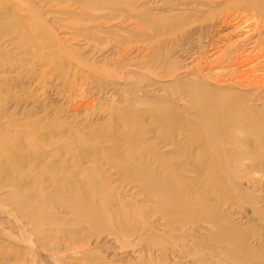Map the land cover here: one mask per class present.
I'll return each instance as SVG.
<instances>
[{"label":"rangeland","instance_id":"obj_1","mask_svg":"<svg viewBox=\"0 0 264 264\" xmlns=\"http://www.w3.org/2000/svg\"><path fill=\"white\" fill-rule=\"evenodd\" d=\"M27 1L32 18L22 17L26 32L20 36L21 45L8 37L12 28L0 27V134L10 131L22 143L16 150L6 149L8 160H23L20 148L25 147L27 135L39 138L45 132L60 145L47 148L54 149L51 154L68 144L64 133L72 135L69 141L78 153L77 135L98 143L106 131L116 128L121 132L145 127L149 133L142 139L154 143L157 137L167 136L152 119L156 106L197 114L193 107L202 101L188 98L189 85L218 91L225 103L255 104L263 127L257 140L264 147V0H259L260 12L254 0ZM223 106L218 102L213 110L222 112ZM178 162L174 159L175 167ZM28 169L16 175L27 180L43 177L49 199H64L48 188L50 172ZM229 169L231 177L227 172L222 176L223 186L210 190L198 186L191 197L200 204L210 201L236 225L251 255L239 260L240 239L237 244H221L206 238L208 246L227 252L213 257L203 251L204 256L211 264H261L264 151L240 157ZM98 171L108 182L111 175L116 177L105 165ZM181 173L183 182L194 177ZM115 185L109 195L124 196L127 189L125 199L132 215L144 211L151 218L155 212L157 221H150L164 234L135 235L127 242L116 239L106 229L91 230L75 211L48 204L37 193L33 198L43 205L44 218L35 223L21 204L3 197L0 264H201L202 258L194 256L190 246L189 255L181 254L189 240L179 228L183 213L171 215L164 225L160 217L168 211L146 203L136 184L123 189ZM186 209L196 216L188 219L186 229L192 233L195 229L194 236L201 237L197 230L206 224L197 217V207ZM213 232L222 233L218 226Z\"/></svg>","mask_w":264,"mask_h":264},{"label":"bare ground","instance_id":"obj_2","mask_svg":"<svg viewBox=\"0 0 264 264\" xmlns=\"http://www.w3.org/2000/svg\"><path fill=\"white\" fill-rule=\"evenodd\" d=\"M26 1H0V27L12 28V32L7 36L11 38V42L17 39L20 45L23 39L20 36L26 32L22 17L32 18V10L26 5ZM254 1L255 10L259 12L263 10V3L259 0ZM185 92L191 101L194 99L202 101L199 106L193 107L197 114L192 115L174 106H156L151 112L152 119L167 136L157 137L154 143L142 139L149 133L145 127H140L139 130L131 127V131L125 129L121 132L116 128L106 131L101 137L102 142L98 143H88L84 137L77 135L75 141L80 150L78 153L71 147L73 143L69 140L72 135L64 133L67 135L64 137L68 138V144L65 143L61 152L51 154L54 149L51 152L50 149L60 145L53 135L43 129L45 133L38 135L39 138L34 136L30 138L27 135L25 147L20 148L24 153L23 160L13 158L8 160L5 158L6 149L10 147L16 150L22 143L19 135L10 131L1 133L0 198L16 200L33 222L41 223L44 218L42 215L44 207L33 198L37 193L45 201L49 200L48 204L54 203L59 209L75 211L82 223L91 230L103 228L110 231L111 236L116 239L128 241L131 236L137 235L142 238L145 235L151 236L162 232L158 229L156 231L154 223L150 221L151 218L152 221H157L155 212L151 218L140 210L139 213L137 211L132 215L134 212H130L129 201L125 199L129 192L127 189L124 196L118 191V197L109 195L116 183L122 186V189L136 184L140 196L146 203L168 211L160 217L162 224H168L172 219L171 215L173 217L175 213H183V218L178 220L179 228L189 240L187 246L181 247L183 248L181 254L189 255L190 251H193L194 256L202 258L201 264H211L203 251H207L213 257L216 254H226L227 251L223 250L225 248L208 246L206 238L221 244H237V240L240 239L242 256L240 255L239 260L244 262L245 257L251 255V250L245 240L241 239L239 228L225 218L217 207L211 205L210 201L200 204L191 196L198 186L206 190L223 186L222 176L227 172L228 177H231L229 166L237 163L244 155L264 151L261 142L257 140L259 134L260 137L263 135V127L260 125L261 111L255 104L245 106L229 101L225 103V98H221L218 91H211L204 86L189 85ZM218 102L224 103V111L213 110ZM159 144L164 145L159 148ZM173 158L179 160L176 167ZM103 165L109 168L110 174L116 172V177L110 176L112 178L110 182L98 171ZM27 168L31 172L39 169L50 172L48 188L57 191L64 199H49V194L45 192L47 187L44 186L43 177L27 180L16 175ZM184 171L194 175L190 182L182 181L181 172ZM230 179H226L227 183ZM213 193L218 195L217 191ZM210 194L214 196L212 192ZM192 205L197 207L198 212H195L197 217L206 224L205 228L197 230L198 234H202L201 237L194 236L195 229L191 230L193 233L186 229L188 219L196 217L186 209ZM208 208L212 209V212H209ZM216 226L222 233L213 232ZM188 246L191 248L190 251Z\"/></svg>","mask_w":264,"mask_h":264}]
</instances>
